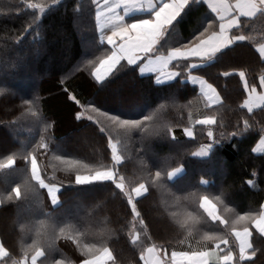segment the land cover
I'll list each match as a JSON object with an SVG mask.
<instances>
[{"label":"trees","instance_id":"obj_1","mask_svg":"<svg viewBox=\"0 0 264 264\" xmlns=\"http://www.w3.org/2000/svg\"><path fill=\"white\" fill-rule=\"evenodd\" d=\"M217 27L191 0L152 54ZM229 37L211 56L171 61L170 80L122 60L99 82L93 69L111 48L94 0H0V264H79L104 250L107 264H144L152 245L167 255L222 247L234 264H264V105L244 102L250 87L264 93V6ZM105 169L113 179L76 181ZM242 228L252 257L240 260L233 230Z\"/></svg>","mask_w":264,"mask_h":264},{"label":"crops","instance_id":"obj_2","mask_svg":"<svg viewBox=\"0 0 264 264\" xmlns=\"http://www.w3.org/2000/svg\"><path fill=\"white\" fill-rule=\"evenodd\" d=\"M191 0H94L95 21L100 40L109 45L111 50L93 69V76L97 81L104 80L110 72L125 60L133 65L138 64L142 74L152 73L157 82L173 78L175 72L169 67L171 61L188 57H208L231 43L229 31L237 27L241 18L253 17L264 6V0H203L209 11L217 18V30L200 39L196 44L184 49H171L166 54H152L155 46L162 38L167 28L176 19L182 9ZM256 51L264 59V42L256 45ZM201 93L211 102L218 100V94L213 86L202 78L191 75ZM245 104L250 107L264 105V93L254 88L248 90ZM203 123H212L213 118L200 119ZM208 148V147H207ZM264 149V138L257 144L256 150ZM33 176L39 180L38 170L32 164ZM113 179L112 169L99 170L88 177V181ZM52 195L55 193V187ZM137 190L145 192L144 186ZM52 192V191H51ZM54 199V198H53ZM257 226L264 232V203L257 218ZM233 234L237 240L238 257L240 260L252 257L250 248V230L248 228L235 229ZM7 254V250L0 242V260ZM144 264H234V255L223 252L221 247L185 252L171 251L168 255L156 246L148 247L143 254ZM34 257L29 260L15 261L13 264H37ZM94 259L107 264L109 252L104 250L96 257L84 260L79 264H96Z\"/></svg>","mask_w":264,"mask_h":264},{"label":"rangeland","instance_id":"obj_3","mask_svg":"<svg viewBox=\"0 0 264 264\" xmlns=\"http://www.w3.org/2000/svg\"><path fill=\"white\" fill-rule=\"evenodd\" d=\"M35 56V55H34ZM208 153V148L206 147V146H200L198 149H197V151L195 152V154L197 155V156H205L206 154ZM84 176H80V177H78L77 178V180H79V181H83V180H85V181H88L89 180V178L88 177H91L93 174H83ZM209 208H211V209H213L214 208V206L212 205V204H210L209 203ZM92 262H94V263H96L97 264V262H100V260L99 261H97V259H94ZM101 264H104V263H101Z\"/></svg>","mask_w":264,"mask_h":264},{"label":"snow or ice","instance_id":"obj_4","mask_svg":"<svg viewBox=\"0 0 264 264\" xmlns=\"http://www.w3.org/2000/svg\"><path fill=\"white\" fill-rule=\"evenodd\" d=\"M11 159V158H10Z\"/></svg>","mask_w":264,"mask_h":264}]
</instances>
